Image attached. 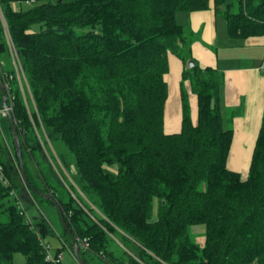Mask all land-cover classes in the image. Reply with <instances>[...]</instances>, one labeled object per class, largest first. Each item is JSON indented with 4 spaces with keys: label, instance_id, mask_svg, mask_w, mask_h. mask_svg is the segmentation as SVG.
<instances>
[{
    "label": "trees",
    "instance_id": "16d2710c",
    "mask_svg": "<svg viewBox=\"0 0 264 264\" xmlns=\"http://www.w3.org/2000/svg\"><path fill=\"white\" fill-rule=\"evenodd\" d=\"M27 1L0 0L37 106L30 115L10 83L28 183L14 143L0 135L10 183L0 181V264H14L17 253L24 264H53L42 242L57 236L54 227L44 216L28 223L25 209L11 202L23 188L33 204L53 197L75 237L89 244L81 248L88 264L94 257L107 264H264V120L244 179L228 167L222 74L187 66L191 40L177 22L179 12L214 9L231 38L264 36V0H236L237 12L227 0ZM4 41L1 28L0 55ZM169 54L186 64L176 134L164 131ZM187 82L198 98L197 125ZM192 227H203V246ZM60 237L75 258L64 228Z\"/></svg>",
    "mask_w": 264,
    "mask_h": 264
},
{
    "label": "crops",
    "instance_id": "0c3cea01",
    "mask_svg": "<svg viewBox=\"0 0 264 264\" xmlns=\"http://www.w3.org/2000/svg\"><path fill=\"white\" fill-rule=\"evenodd\" d=\"M178 15L191 40V58L201 68L217 69L222 74L220 107L224 127L232 132L229 158L235 159L234 169L229 167V159L228 167L238 173L248 172L264 120V36L231 38L228 29L220 30L221 18L225 19L214 9ZM185 67L183 60L169 54V72L165 76L169 89L164 112L166 134H176L182 129L181 88ZM188 95L192 122L197 125L198 98L191 89ZM240 162L247 163L244 170L238 168ZM194 232L197 236L204 235L203 227H194Z\"/></svg>",
    "mask_w": 264,
    "mask_h": 264
},
{
    "label": "rangeland",
    "instance_id": "374dc122",
    "mask_svg": "<svg viewBox=\"0 0 264 264\" xmlns=\"http://www.w3.org/2000/svg\"><path fill=\"white\" fill-rule=\"evenodd\" d=\"M227 3H235L233 6V12H237L238 11V3H236V0H227ZM1 6V5H0ZM180 15V14H179ZM177 17V22L180 24L182 22L181 16ZM222 21V27H220V30H223L224 32L227 31V24L226 21L223 20L221 18ZM228 35V34H227ZM0 60L2 62H4V69L5 71H10L12 70V61L11 58L9 56V53L6 52H2V55L0 57ZM194 61V60H192ZM189 61L187 63V66H189V63L192 62ZM2 72L0 70V80L1 78ZM188 83L184 84V90L189 93V84L187 86ZM0 135L3 136V138L5 139V141L11 145L13 147V138L11 135V128H10V121L8 117H2L0 120ZM49 148V145H47ZM50 148L52 149V146H50ZM58 150L60 153L66 155L67 159L71 162L72 161V157L69 154V152L66 150L65 146H63L62 144H58ZM53 153V152H52ZM247 162V160H246ZM235 164V159L233 158H229V167L232 169H234V165ZM247 167V163H245V165H242V163L240 162L238 165V168H241L242 170H244V168ZM58 168V165H57ZM60 170V169H58ZM241 174V176L246 179L248 177V172L245 171H240L239 172ZM69 178H71V174L68 173L67 175ZM31 196L28 195L27 191L23 188L20 189L17 193V199L15 197L11 198V202L17 204L18 202L21 203L26 211V219H30L31 221H33L35 218H39L40 216H44L50 223L51 225L54 227V229L56 230V235L55 237H50L48 239V242L50 243V253L53 256H56L58 254L59 251H62V256H63V261L62 264H78V261L76 260V258H74L72 256L71 251L69 250V248H65L63 249V243L64 239L62 237H60V235L62 234V223H61V219L59 216V212L57 209V206L53 203V202H40L39 204L37 203H32V200L30 198ZM70 194L67 192V196L65 197L67 200H69L70 198ZM191 231L193 233L194 232V227L191 228ZM195 239L197 241V243H199L201 246L204 245L205 243V235H200V236H196L195 233ZM119 241H121L119 239V237H116ZM123 241V240H122ZM123 244V245H122ZM119 244L121 245V248L126 247L127 249H129L130 251H135V246L132 244L130 245L129 243H123ZM66 247V246H65ZM26 262V258L23 254L21 253H17L14 255V264H24ZM90 264H107L106 262H104L103 260H101L98 257H94L93 259H91Z\"/></svg>",
    "mask_w": 264,
    "mask_h": 264
},
{
    "label": "built area",
    "instance_id": "2783aa9c",
    "mask_svg": "<svg viewBox=\"0 0 264 264\" xmlns=\"http://www.w3.org/2000/svg\"><path fill=\"white\" fill-rule=\"evenodd\" d=\"M33 3H34V0L26 2L27 5H31ZM0 23H1L0 29L2 28L3 32H4V40H5L4 43H5L7 52L9 53V56H10L11 61H12V71L10 73H4V63L0 61V70L2 73H4L2 75L3 79H1V80H3V83L5 85V88H6V91L8 94V108L4 109L2 103L0 102V120L2 117H7L8 113H11L14 116L15 95L13 94L12 89H11L10 83L12 81L16 82L18 87L20 88V90L22 92L23 99H24L26 106L28 108V111L31 115V113L33 111H37L36 102H35V99L33 97L32 90H31V87L29 84V80H28L26 71L24 69L18 48H17V46H16V44L12 38L10 31H9V28H8V25H7L6 20L4 18L1 6H0ZM14 120H15V118H14ZM15 123H16V121H15ZM34 128H35L36 133H37V135L41 141V144L44 147L48 148L47 145H49V147H50V144H48V138H47L46 134L44 133V129L43 128H42V130L38 129V127H36L35 123H34ZM51 154H53V156L48 155L51 162L53 164H54V162H55V164L57 162L59 163L57 156L54 153H51ZM0 181L5 186H8L10 184L8 178L5 175L4 167L2 165H0ZM18 205L22 210H24V207L21 203H18ZM27 222L30 223L31 222L30 219H27ZM78 243L81 246V248L89 249V244L87 243V241L78 239ZM42 246L45 249L47 261L52 262L53 264H59L62 262V260H63L62 252L58 253L56 256H53L50 253V249H51L50 244L42 242Z\"/></svg>",
    "mask_w": 264,
    "mask_h": 264
},
{
    "label": "water",
    "instance_id": "95a60500",
    "mask_svg": "<svg viewBox=\"0 0 264 264\" xmlns=\"http://www.w3.org/2000/svg\"><path fill=\"white\" fill-rule=\"evenodd\" d=\"M196 65L195 61H192L189 63V68H193ZM0 90L2 93V105L4 109L8 108V94L5 88V85L3 83V80H0ZM9 121H10V128H11V133L13 136V143H14V147L17 153V157L19 160V166H20V171L22 174V177L24 179V181L26 183L27 182V176H26V171H25V167H24V163H23V159H22V142H21V136L20 133L18 131V127L15 123L14 120V116L11 113H8ZM33 190V188H31ZM46 199L50 200L51 202H53L58 209L59 212V216L61 219V223H62V227L66 230V232L69 234L70 236V240H71V244H72V249L74 252V256L76 258V260L78 261L79 264H88L86 263L85 259H83V257L81 256V246L78 244V239L75 237V235L72 233L71 228L69 227V225L67 224L65 217H64V213L61 209V207L59 205H57L56 201L53 199V197L51 195H44Z\"/></svg>",
    "mask_w": 264,
    "mask_h": 264
},
{
    "label": "bare ground",
    "instance_id": "6f19581e",
    "mask_svg": "<svg viewBox=\"0 0 264 264\" xmlns=\"http://www.w3.org/2000/svg\"><path fill=\"white\" fill-rule=\"evenodd\" d=\"M2 103V102H1Z\"/></svg>",
    "mask_w": 264,
    "mask_h": 264
}]
</instances>
